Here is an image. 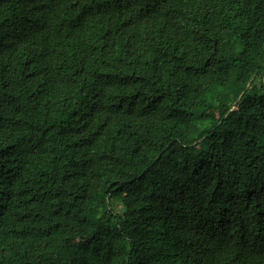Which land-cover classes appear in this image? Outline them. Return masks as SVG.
<instances>
[{
    "label": "trees",
    "instance_id": "16d2710c",
    "mask_svg": "<svg viewBox=\"0 0 264 264\" xmlns=\"http://www.w3.org/2000/svg\"><path fill=\"white\" fill-rule=\"evenodd\" d=\"M0 264H264V0H0Z\"/></svg>",
    "mask_w": 264,
    "mask_h": 264
},
{
    "label": "clouds",
    "instance_id": "9594fccd",
    "mask_svg": "<svg viewBox=\"0 0 264 264\" xmlns=\"http://www.w3.org/2000/svg\"><path fill=\"white\" fill-rule=\"evenodd\" d=\"M70 1L75 2V3L78 2V1H74V0H70ZM50 27H51V31H52L53 33L56 32L57 30L61 29V25H59V24H53V25H51ZM53 28H55L56 30L53 31V30H52Z\"/></svg>",
    "mask_w": 264,
    "mask_h": 264
},
{
    "label": "rangeland",
    "instance_id": "374dc122",
    "mask_svg": "<svg viewBox=\"0 0 264 264\" xmlns=\"http://www.w3.org/2000/svg\"><path fill=\"white\" fill-rule=\"evenodd\" d=\"M74 1H78V2H81V1H83V0H74ZM53 31H55L56 29L55 28H53L52 29ZM133 171V170H132ZM121 208H118V210H120Z\"/></svg>",
    "mask_w": 264,
    "mask_h": 264
}]
</instances>
